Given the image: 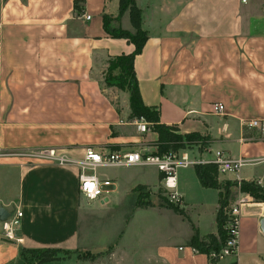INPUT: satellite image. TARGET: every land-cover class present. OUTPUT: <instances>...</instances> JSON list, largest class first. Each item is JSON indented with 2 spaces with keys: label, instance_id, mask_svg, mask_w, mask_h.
I'll use <instances>...</instances> for the list:
<instances>
[{
  "label": "crops",
  "instance_id": "obj_1",
  "mask_svg": "<svg viewBox=\"0 0 264 264\" xmlns=\"http://www.w3.org/2000/svg\"><path fill=\"white\" fill-rule=\"evenodd\" d=\"M134 1L147 33L133 61L142 102L179 133L209 137L206 151L197 153L202 162H213L217 151L248 161L219 179L264 177V132L242 124L264 119V0ZM117 7L118 0H0V152L8 154L0 159V207L22 212L18 240L2 237L0 221V264H20L23 248L103 250L134 223L143 225V215L167 227L155 233L154 248L165 264H209L190 241L193 227L200 239L216 233L219 191L202 187L193 166L176 170L186 216L157 203L162 173L155 166L96 167V176L109 181L102 197L79 193L78 162L86 148L136 149L144 137L128 93L102 77L108 60L133 50L103 29L102 14L115 17ZM113 22L134 32L127 12ZM214 102L224 104L223 114L211 112ZM147 136L157 139L152 130ZM49 148L69 162L29 154ZM138 187L151 206L137 205ZM232 195L234 201L235 187ZM263 205L240 206L237 253L218 264H264ZM122 208L124 229L118 222L107 242ZM171 220L186 221L183 232Z\"/></svg>",
  "mask_w": 264,
  "mask_h": 264
},
{
  "label": "trees",
  "instance_id": "obj_2",
  "mask_svg": "<svg viewBox=\"0 0 264 264\" xmlns=\"http://www.w3.org/2000/svg\"><path fill=\"white\" fill-rule=\"evenodd\" d=\"M75 4V2H74ZM127 12L130 23L134 27V32L122 29L121 27H112L111 21H119L121 16ZM102 25L106 33L114 38H125L133 45V50L127 54H120L110 59L109 67L113 71L117 69L116 74L108 72L104 76V83L107 86L117 87L121 90H126L128 93L129 107L132 117H143L146 121L152 124V131L157 134V139L153 142L156 146V152L159 155L169 151H176L179 148L197 147L198 151L204 152L209 146L210 138L203 136L198 132L179 133L173 126H168L159 121V112L156 107L147 106L142 102L135 72L133 68L134 57L141 53L144 44L147 40V33L141 28V12L136 6L134 0H118L117 15L115 17L103 13ZM195 174L202 187L214 188L219 191L218 209L216 212V233L208 234L205 238L200 239L196 228L193 227V235L190 241V247L202 254H208L210 250H218L226 239V231L224 229L225 215L224 208L228 205L230 185L238 186L241 191L250 194L256 201L264 202V188L257 185L251 180H231L224 183L217 179V165L213 162L197 163L193 165ZM163 177V174L160 178ZM137 205L140 207L151 206V202L147 199V193H143L141 187H138ZM166 207L173 209L175 212L184 216L186 214L176 206L166 202ZM111 247V246H110ZM26 252L33 253L34 264H43L53 261L57 258L58 253H83L79 250H68L55 247L41 248H23L20 251V257L24 259ZM87 252V251H86ZM215 262V260H214Z\"/></svg>",
  "mask_w": 264,
  "mask_h": 264
},
{
  "label": "built area",
  "instance_id": "obj_3",
  "mask_svg": "<svg viewBox=\"0 0 264 264\" xmlns=\"http://www.w3.org/2000/svg\"><path fill=\"white\" fill-rule=\"evenodd\" d=\"M89 19V15L85 16ZM1 44V43H0ZM224 104L221 102H214L211 105V112L213 114L221 115L224 112ZM134 124L136 129L141 134L151 130L152 124L146 121L143 117L135 118ZM244 127H257L264 132V119H250L242 122ZM179 148L176 151H169L162 155L157 154L155 150L143 149H125V150H101L96 148H86L83 159L78 162V190L87 200H94L101 198L103 195L102 184H108V180L99 179L94 173V168L102 166H155L162 174V186L167 192L169 201L175 206L183 207V202L180 196L175 191L176 186V170L178 168H186L197 163H204L198 157L197 147ZM31 156L50 160L58 165H64L69 161L62 155H59L55 149H43L38 152L29 153ZM7 153L0 152V159L7 156ZM257 163V161H254ZM253 162V163H254ZM72 163H74L72 161ZM217 165L219 173H237L243 164L248 163L247 160L233 159L217 151L214 161ZM255 163V164H256ZM239 181V180H238ZM254 181L257 185L264 188V177L258 178ZM245 203L241 198L237 204L231 208H224L225 223L224 229L226 231V239L221 247L216 250H210L207 254L209 264H218L223 258L233 256L238 250L239 227L241 209L240 206ZM22 217V212L18 210L10 211V215L2 221V237L8 240H18L16 237V229ZM194 249V248H193ZM194 251H197L194 249ZM215 260V262H214ZM230 264H235L232 262Z\"/></svg>",
  "mask_w": 264,
  "mask_h": 264
},
{
  "label": "rangeland",
  "instance_id": "obj_4",
  "mask_svg": "<svg viewBox=\"0 0 264 264\" xmlns=\"http://www.w3.org/2000/svg\"><path fill=\"white\" fill-rule=\"evenodd\" d=\"M114 25H116L115 22L111 21V26L114 27ZM109 62L110 60H108L107 64L103 67L104 68L102 70L103 78L106 74H108L109 71L112 72V74H116L118 71L117 69L111 71L109 67ZM123 91L127 92L126 90ZM150 131L142 135L144 137L140 139V144H139L140 147L136 149H143L149 151L156 149V146L153 144L152 141L149 140V137L147 136L149 135ZM193 148L195 150V147ZM1 161L2 160H0V162ZM221 176L225 177L226 173L221 174L217 171L218 181L222 183L226 181L231 182V180L229 179H219V177ZM233 187L236 188L237 198L234 201H231L230 198L232 197L233 199V195L231 196ZM229 190H230V194H229L228 205L225 207L226 209L231 208L232 206L237 204L241 198L244 199L245 203L248 202L264 203V202L256 201L250 194L241 191V189L238 186L230 185ZM155 195L157 197V203L161 204L162 206L166 207L164 205L166 202L172 204L167 197L166 190L163 188L161 184L158 187L157 191L155 192ZM172 205L175 206L174 204ZM176 207L181 209L185 213L183 207H179V206ZM126 211L127 210L124 208L116 210V215L114 219L110 221V225H111L110 230L105 234V241L108 242L112 239L113 233L117 228L118 222L120 223V230L124 229L123 214ZM134 224L135 225H132L129 228L126 237L123 240L121 239L120 242L118 240L111 247H107L99 251H87V252L84 251L83 253H79V254L73 252L71 254L60 252L57 255H55L57 256L55 260L43 264H165L154 253V248H156L155 244L158 242V236H155V233L165 231L167 229L165 223L156 222V220H154L150 215H146V216L143 215V225L138 227L136 223ZM185 224H187L186 221H183L182 225H180L179 222H175L173 220H171L170 222L171 227L176 228L178 231L181 232H183ZM34 255L33 253L26 252L24 254L25 263H24V259L20 257V264H34L33 263L34 260L35 262H37V259H34Z\"/></svg>",
  "mask_w": 264,
  "mask_h": 264
},
{
  "label": "water",
  "instance_id": "obj_5",
  "mask_svg": "<svg viewBox=\"0 0 264 264\" xmlns=\"http://www.w3.org/2000/svg\"><path fill=\"white\" fill-rule=\"evenodd\" d=\"M9 215H10V211H8L3 207H0V221L6 220ZM259 225H260V230L264 235V217L260 219Z\"/></svg>",
  "mask_w": 264,
  "mask_h": 264
}]
</instances>
